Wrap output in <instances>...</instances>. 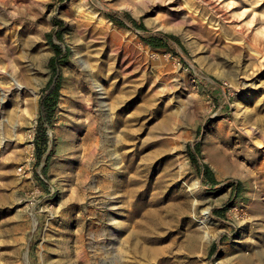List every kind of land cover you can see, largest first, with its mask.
<instances>
[{
    "label": "rangeland",
    "instance_id": "374dc122",
    "mask_svg": "<svg viewBox=\"0 0 264 264\" xmlns=\"http://www.w3.org/2000/svg\"><path fill=\"white\" fill-rule=\"evenodd\" d=\"M0 264H264V0H0Z\"/></svg>",
    "mask_w": 264,
    "mask_h": 264
},
{
    "label": "trees",
    "instance_id": "16d2710c",
    "mask_svg": "<svg viewBox=\"0 0 264 264\" xmlns=\"http://www.w3.org/2000/svg\"><path fill=\"white\" fill-rule=\"evenodd\" d=\"M59 4L65 3L67 0H54ZM124 14L126 19L135 27L141 30H145L146 28L143 25H139L128 13ZM118 14H108L112 20L119 23L120 26H124V23L118 20ZM55 27L52 32L47 34L48 43L52 47L53 57L49 63V69L51 72V76L49 82L46 87L42 91V96L40 99V112H39V126L37 135L34 140L35 144V152L38 159V163H41L43 157L48 154V149L50 145V138L48 132L53 125V120L56 114L58 102L60 99V90L62 83V74L61 68L64 64H66L68 57L70 56V49L64 48L61 44L63 42L64 32H65V23L61 20L55 22ZM144 40L147 45L154 49L167 48L172 46V41H178V39L172 35L163 34V33H155L149 34L144 37ZM58 43H57V42ZM190 157L192 161L195 163L199 173L202 176L203 183L206 186L216 185V181L214 179L213 173L211 169L207 165H201L199 161V149L195 150L190 149ZM217 214L220 215L221 212L217 211ZM221 215H223L221 213Z\"/></svg>",
    "mask_w": 264,
    "mask_h": 264
},
{
    "label": "built area",
    "instance_id": "2783aa9c",
    "mask_svg": "<svg viewBox=\"0 0 264 264\" xmlns=\"http://www.w3.org/2000/svg\"><path fill=\"white\" fill-rule=\"evenodd\" d=\"M31 154H30V161L33 160L35 158V144H34V140H35V133H33L31 136ZM24 170V168H20V172H22Z\"/></svg>",
    "mask_w": 264,
    "mask_h": 264
},
{
    "label": "bare ground",
    "instance_id": "6f19581e",
    "mask_svg": "<svg viewBox=\"0 0 264 264\" xmlns=\"http://www.w3.org/2000/svg\"><path fill=\"white\" fill-rule=\"evenodd\" d=\"M86 24H87V23H86ZM7 56H8V55H7ZM85 57H86V56H85ZM86 58H87V57H86ZM86 60H87V59H86ZM86 60H85V61H86ZM87 61H88V60H87ZM76 65H78V64H76ZM78 66H79V65H78ZM76 68H77V67H76ZM81 70H82V69H81ZM81 70H80V71H81ZM83 71H84V70H83ZM84 74H85V73H84ZM9 89H10V88H9ZM31 90H32V89H31ZM52 134H53V133H52ZM78 259H79V258H78ZM30 261H31V260H30Z\"/></svg>",
    "mask_w": 264,
    "mask_h": 264
}]
</instances>
